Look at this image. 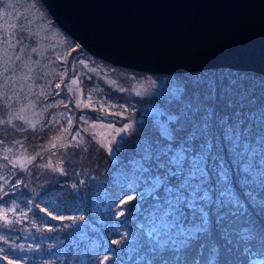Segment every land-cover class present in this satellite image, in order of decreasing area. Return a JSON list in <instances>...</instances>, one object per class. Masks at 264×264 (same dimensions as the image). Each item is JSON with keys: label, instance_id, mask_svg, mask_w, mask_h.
Wrapping results in <instances>:
<instances>
[{"label": "rangeland", "instance_id": "374dc122", "mask_svg": "<svg viewBox=\"0 0 264 264\" xmlns=\"http://www.w3.org/2000/svg\"><path fill=\"white\" fill-rule=\"evenodd\" d=\"M31 10L35 17L27 15ZM52 26L56 24L39 0H0V79L7 80L0 81V119L9 114V119L18 121L22 116L24 127L29 130L5 136L0 129V140L7 141L0 145V158H23L39 152L38 163L51 161L53 168L60 170L29 166L21 177L28 186L25 195L20 200H8L7 205H0V222L5 209L14 202L28 213L26 218H21L15 210L7 213L10 220L16 219L14 226L9 225L15 230L7 232L0 228V236L7 241H0V260L3 264L9 261L14 264H96V261L140 264L133 248H126L124 243L112 244V240L129 233L138 234L140 227H150L152 223L145 214L137 216L135 207L129 210L139 199L137 193L120 187L124 182L122 173L131 170L135 146L143 135L154 134L151 114L161 109L170 110L166 97L173 85L180 86L189 80L214 82L217 110L223 115L248 114L245 127L255 130L250 116L264 110V75L228 68L163 75L119 67L91 55L57 26L63 36L60 35L59 40L51 39L50 44L44 46V40L34 32L56 36ZM56 84H61V88L56 89ZM229 97L235 102L233 108L226 106ZM87 103L92 106L85 107ZM101 107L104 111H100ZM46 120L51 122L47 129ZM29 121L31 126L26 124ZM125 124L130 127L120 131ZM32 125L36 126L35 135L31 134ZM68 143L77 147H60ZM52 144L57 147L52 148ZM8 148L13 151H7ZM21 162L26 163L23 159ZM14 171L0 165V176L14 179ZM240 179L241 174L233 169L230 180L236 197L242 204L249 203L248 215L257 227L264 226V213L249 202L247 195L252 192L259 202L264 196L258 187L259 181L255 187H244ZM45 190L49 195H43ZM76 192L79 196L72 202L74 206L79 204V210L62 214L83 215L84 222L40 219L23 204L30 198L28 194L40 198L43 207L51 197L63 199L61 193ZM128 196L134 200L121 205L120 200ZM77 223L85 227L77 230ZM10 245H23L16 251L26 259H16L15 253L9 251ZM251 246H260L259 237L248 245ZM105 255L108 261H104ZM219 258H224L223 253ZM230 258L251 264L253 257L244 253L241 243L239 250L232 249Z\"/></svg>", "mask_w": 264, "mask_h": 264}, {"label": "snow or ice", "instance_id": "6c2138e0", "mask_svg": "<svg viewBox=\"0 0 264 264\" xmlns=\"http://www.w3.org/2000/svg\"><path fill=\"white\" fill-rule=\"evenodd\" d=\"M55 87L60 89L61 84ZM166 98L170 110L161 109L151 114L154 134L143 135L137 143L131 170L122 173L124 182L120 185L122 190L137 193L139 199L129 210L135 207L137 216L145 214L150 217L151 226L140 227L138 234L121 236L119 240H112V244L124 243L126 248H133L140 264H243L238 259L230 258L232 249L239 250L243 243L244 253H250L248 245L259 237L260 254L264 256V226L257 227L250 219L249 203L242 204L236 197L230 180V174L235 169L241 174L240 182L244 187H255L259 181L258 187L264 193V110L250 116L255 130L245 127L249 115L243 112L221 114L216 106V84L200 80L173 85ZM91 106V103L85 104V107ZM226 106L235 107L232 98L226 100ZM100 111H104L103 107ZM50 123L47 120L44 122L45 129ZM129 127L125 124L120 131H126ZM0 129H3L5 136L29 131L24 127L22 116L18 121L0 119ZM35 132L36 126L32 125L31 134L35 135ZM5 143L6 140H0V145ZM12 144L15 145L16 141H12ZM51 147L56 148L57 145L52 144ZM60 147L70 149L77 145L68 143ZM7 151L12 152L13 149L8 148ZM22 159L26 163L21 162ZM39 159V152L23 158H0L3 169L15 170L14 179L7 175L0 176V205H7L8 200H20L25 195L28 186L21 177L29 166L60 171L53 168L51 161L40 164ZM67 162H70V158ZM28 195L30 198L25 199L23 204L40 219L50 217L56 221H85L83 215L62 214L79 210V204L74 206L72 202L79 196L78 192L61 193L63 199L51 197L43 207L40 206V198ZM43 195H49L47 190ZM247 195L249 202L264 213V196L257 203L252 192ZM116 198L119 199V196ZM133 200L134 197L128 196L126 200H120V204L125 205ZM14 210L19 212L21 218L28 215L15 202L7 207L0 222V228L7 232L15 230L9 225L14 226L16 219L10 220L7 215ZM119 214L123 216L124 212L119 211ZM75 227L80 230L85 225L77 223ZM116 234L120 235L119 232ZM0 241L7 243L3 236H0ZM17 248H23V245H10L9 251L15 253L16 259H26L19 255ZM222 253L224 258L220 259ZM108 260L109 257L105 255L104 261ZM0 264H3L2 260ZM9 264L14 262L9 261ZM96 264L102 262L96 261Z\"/></svg>", "mask_w": 264, "mask_h": 264}, {"label": "water", "instance_id": "95a60500", "mask_svg": "<svg viewBox=\"0 0 264 264\" xmlns=\"http://www.w3.org/2000/svg\"><path fill=\"white\" fill-rule=\"evenodd\" d=\"M91 55L153 74L264 75V0H39Z\"/></svg>", "mask_w": 264, "mask_h": 264}, {"label": "trees", "instance_id": "16d2710c", "mask_svg": "<svg viewBox=\"0 0 264 264\" xmlns=\"http://www.w3.org/2000/svg\"><path fill=\"white\" fill-rule=\"evenodd\" d=\"M36 10V9H35ZM33 11H34V9H33ZM32 10L31 11H27V15H30V16H34L35 17V15L33 14V13H31V12H33ZM35 13H38L39 14V11L38 10H36L35 11ZM20 14V10H18V15ZM40 17V16H39ZM43 19V18H42ZM44 23V22H43ZM50 27V26H49ZM52 31L53 32H55L57 35L55 36L54 34H51V36H49V35H45V36H48V39H45L44 37L45 36H43V35H41L40 33H38V32H34L35 34H37V36L40 38V39H42V40H44V42H42V44L44 45V46H46V45H49L50 44V40L51 39H57V40H59V36L60 35H62V33L60 32V30L58 29V28H56V26H52ZM63 36V35H62ZM44 38V39H43ZM0 81H4V82H7V80H5V78H3V79H0ZM3 119H9V114L8 115H6L5 116V118H3ZM26 124L27 125H30L28 122H26ZM31 126V125H30ZM12 205V204H11ZM10 205V206H11ZM9 206V207H10ZM14 217H16V216H14ZM252 247V246H251ZM253 258H252V262H257L258 264H264V256H262L261 254H260V246H253L252 248H250V253H249Z\"/></svg>", "mask_w": 264, "mask_h": 264}]
</instances>
